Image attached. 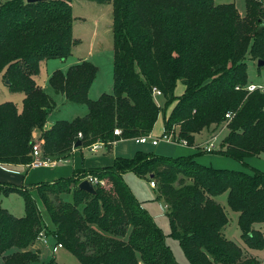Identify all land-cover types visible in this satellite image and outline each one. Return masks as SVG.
<instances>
[{
  "label": "trees",
  "instance_id": "16d2710c",
  "mask_svg": "<svg viewBox=\"0 0 264 264\" xmlns=\"http://www.w3.org/2000/svg\"><path fill=\"white\" fill-rule=\"evenodd\" d=\"M72 1L0 0V75L10 90L25 95L21 112L13 102L0 103V164H30L35 131H40L43 156L58 160L70 157L79 140L83 147L103 141L109 149L114 141L151 135L169 107L165 133L178 127V137L188 145L204 128L222 125L231 112L220 152L240 160L264 154V91L245 88L247 56L264 59V28L258 32L264 0H246L244 15L235 3L215 0H93L113 5V89L89 97L98 68L86 59L66 72L55 70L49 77L55 93L87 105L88 113L47 127L55 100L34 76L42 61L72 54ZM178 82L185 86L179 96ZM155 88L166 101L163 109ZM130 171L157 183L170 234L191 264H264L224 235L229 218L216 199L227 193L230 208L239 213L243 239L251 248H264L263 172L214 168L194 155L173 158L144 150L118 156L102 170H75L71 177L37 183L43 210L29 188L0 182V258L5 264L38 261L40 250L30 247L45 232L82 264H180L125 181ZM90 175L108 179L109 187L95 184L96 194L80 189V181ZM12 191L24 198L22 217L1 206V197Z\"/></svg>",
  "mask_w": 264,
  "mask_h": 264
},
{
  "label": "rangeland",
  "instance_id": "374dc122",
  "mask_svg": "<svg viewBox=\"0 0 264 264\" xmlns=\"http://www.w3.org/2000/svg\"><path fill=\"white\" fill-rule=\"evenodd\" d=\"M215 1L216 3L233 2L238 8L240 14L244 15L246 13V0ZM72 2L73 15L75 17L73 35L76 39V44L73 46L72 54L67 59H49L42 61L40 63L39 73L34 76L37 84L40 85L43 90L51 95L55 100V105L52 108L47 122L60 119L72 120L76 117L85 116L88 113L87 105L69 102L64 99L63 96H60L61 94L55 93L54 89L49 83V77L55 70L59 69L63 72H66L68 68L73 65V63L78 62L79 59L89 60L93 62L98 68L97 76L94 81L96 84L94 86L92 85L93 89L91 92H89V97L91 99H97L101 95L102 91L103 93L112 91L114 55V38L112 31L113 5L111 2L99 3L93 0H73ZM246 62L248 64V82L264 85V66L259 67L258 60H254L250 56H247ZM98 85L99 88H97ZM183 88L184 84L182 82H178L175 90L176 95L179 96L182 94ZM24 96L25 95L23 92L10 90L7 80H3V77L0 75V103L6 101L13 102L17 107V110L21 112L23 108ZM155 99L163 109L166 102L164 97L156 95ZM171 109L172 108L169 107L166 109V111H162L159 115L155 129V138H160L158 145H151V141L149 144L142 145L147 146L145 148H150L148 149V152L173 158L194 155L195 153L193 154V152L195 151L190 146L195 147L196 144L206 141L209 136L211 137L213 134H217L218 139L216 140V143L218 145L215 150L213 152L200 150L198 155H194V157H197L196 161L203 165L214 168L240 170L249 174H253L256 171L264 173V154L253 155L240 160L235 157L224 155L220 152L222 149V142L229 133L228 124L226 125L225 122L219 126L213 124L210 127L204 128L201 132L195 134L193 145H185L182 142L161 139V136L165 133V130H162L164 116H168L171 112ZM222 126L224 128H222ZM172 133L174 135H178L179 128L176 127L175 131L173 129ZM39 134L40 131L33 132L34 140H40ZM133 145H135V142L131 139L122 140V142L116 146L119 151V156L125 158L132 157L136 153V149H133ZM116 157L113 153H109V150L103 145H101L100 148L95 151L91 150L90 147L82 146L78 147L77 150L70 155V157L66 158L67 160L58 163L56 165L58 166L56 169V166H49V168L42 166L44 168H41V170L43 172L46 171L48 173H52L57 169L61 170L64 169V167L68 168L72 165H75L74 171L75 169L102 170L104 167L112 165ZM108 160H112V162L108 163ZM73 172L70 175L62 178L71 177L74 174ZM131 177L133 186L137 190L136 193L139 195V197L146 200V202L147 200L151 202L154 211L159 214L156 216V218H153L162 229L166 237V242L172 249L176 260L180 264H191L188 258L185 256L179 241L170 234L171 229L166 213L167 208H164V211L159 209V203L162 202L158 200L159 192L157 189V183L155 185L156 188H153V186H151V178L149 176L140 177L136 173L132 172ZM107 180L108 179L103 178V181ZM109 185L110 184L108 182H105V187H109ZM216 199L222 204L229 218V224L224 229V235L240 245L243 248L246 256H254L264 263V248H251L243 239L238 223L239 213L230 208L227 201V193L217 196ZM40 203L42 207L41 209L43 210L44 206L42 202ZM162 205L164 206V203H162ZM1 206L17 217H22L25 214L24 198L18 191H12L7 195H3L1 197ZM43 217L48 230L53 231L55 225L47 211H43ZM47 237V244L43 243L42 241H38L40 245L42 244L43 254L40 255V259L38 261L33 262L32 264H48L51 260H54L55 264H82L81 261L67 247L63 246L54 248L57 244V240L52 234H49ZM14 250L15 249H12L8 251V253ZM0 264H5L4 258H0Z\"/></svg>",
  "mask_w": 264,
  "mask_h": 264
},
{
  "label": "crops",
  "instance_id": "0c3cea01",
  "mask_svg": "<svg viewBox=\"0 0 264 264\" xmlns=\"http://www.w3.org/2000/svg\"><path fill=\"white\" fill-rule=\"evenodd\" d=\"M72 8H73V4H72ZM74 19H75V17H74ZM73 26H74V23H73ZM81 60H83V59H79L78 62H80ZM78 62H76V63H78ZM76 63H73V64H76ZM95 84L96 83L94 82V84H92V85L94 86ZM93 86H91L90 92L93 89ZM97 88H99V85H98ZM112 89H113V85H112ZM184 91H185V86H184L182 92H184ZM98 93H101V92H98ZM102 93H103V91H102ZM60 96H63V98L66 99L64 95L61 94ZM160 96H162V95H160ZM54 122H55L54 120H51L50 122H48V125H52ZM156 125H157V122H156V124H155V126L153 128L152 133H151L152 138H155ZM222 128H224V127L222 126ZM162 130H165L164 122H163ZM209 137H208V139L206 141H204V142H202L200 144H196L195 147L194 146H190L195 151V152L192 151L193 154L195 153L194 155H198V153L200 152V150L203 151L202 148H201L202 147L201 145L204 144V143H206L209 140ZM131 140H133L135 142V145H133V149H136V151L137 150L149 151L148 149H150V148H145L147 146H142V145L149 144L150 142H148V143H137L134 139H131ZM121 142H122V140H120L119 142H117L116 144H114L112 146V148H109V149L105 145H103V146H105L109 150V153H113L115 155V157H116V156H119V154H118L119 151H118V149H117L116 146H118L119 143H121ZM150 144L153 145L152 143H150ZM76 150H77V148H74V150L72 151V153L75 152ZM195 159H197V157H195ZM62 162H64V161H62ZM111 162H112V160H108V163H111ZM55 166H52V167H55ZM57 167L58 166H56L55 169ZM74 167H75V165L74 166L72 165V166H70L68 168L67 167L66 168L64 167L65 170L64 169H61V170L60 169H57L56 171H53L52 173H48L46 171L43 172L41 170V168H44L42 166H40V167H30L28 164H17V165L0 164V182L7 183V184L10 183V184L16 185V186L21 187V188H24V189L25 188H29L31 194L33 195V197L38 201L39 207L42 208L41 207V203H40L41 201H40V198H39V194H38L37 189L35 188V185L37 183H39V182L54 181L56 179L65 177L67 175H70L74 171ZM46 168H49V167H46ZM131 173L132 172H126V173H124L123 176H124L125 180L127 181L128 185L131 187L132 191L135 193V195L137 196V198L139 199V201L142 203V205L149 211V213L154 218H156V216L159 215V214H157L156 211H154V208L151 205L152 203L149 202L148 200L146 202V200L141 199L139 197V195L136 193L137 190L133 186V181H132ZM153 188H156V187H153ZM158 200L160 202L164 203V206L162 205V203H159V209L161 211H164V208H167L166 203L162 199H158ZM260 226L261 225L256 224V228H260ZM46 235L48 236L49 234H46ZM47 239H48V237H47ZM38 241H41V240H37V242L34 245H32L30 248L32 250L39 249L40 250V255H42L43 254L42 253V248L43 247H42V244L40 245V243ZM47 243H45V244H47Z\"/></svg>",
  "mask_w": 264,
  "mask_h": 264
},
{
  "label": "built area",
  "instance_id": "2783aa9c",
  "mask_svg": "<svg viewBox=\"0 0 264 264\" xmlns=\"http://www.w3.org/2000/svg\"><path fill=\"white\" fill-rule=\"evenodd\" d=\"M237 89H239L240 87L237 86L236 87ZM246 90L249 91V92H252V91H255V90H260V91H264V85L262 84H256V83H248L246 86H245ZM154 95H162L161 91L158 90V89H154ZM233 117V113L231 112H228L226 114V125L229 123V121L232 119ZM47 127H50L51 125H46ZM114 133L115 134H120L121 133V130L119 128H116L114 130ZM81 135V134H80ZM218 135L217 134H213L209 140L202 144L201 148L203 151H206V152H212L213 150H215V148L217 147V143H216V140L218 139L217 138ZM159 139L160 138H151V135H141L139 137H136L134 138V140L137 142V143H148L151 141V143L153 145H157L159 143ZM161 139H166V140H173V141H177V142H182L183 144L187 145L188 142L186 139H180L178 137V135H174L173 133H164L162 136H161ZM113 143L116 144V141H114ZM101 145H105V143L103 141H98L94 144H92L90 146L91 150L95 151L97 150L98 148H100ZM32 154L34 156V159L33 161L28 164L30 167H40V166H46V167H49V166H55L57 165L58 163L62 162V161H65L64 159H51V158H48V157H44L43 156V152H42V148H41V143L39 141H37L34 145H33V151H32ZM86 178H88L94 185L95 184H101L102 186H105V182L106 181H103V179H100L98 178L97 176H87ZM151 186L155 187L156 183L154 180H152L151 182ZM37 240H41L43 241L44 243H47L48 240H47V235L45 232H41L40 235L38 236V239ZM57 247H63L62 243H58L55 245L54 248H57Z\"/></svg>",
  "mask_w": 264,
  "mask_h": 264
},
{
  "label": "water",
  "instance_id": "95a60500",
  "mask_svg": "<svg viewBox=\"0 0 264 264\" xmlns=\"http://www.w3.org/2000/svg\"><path fill=\"white\" fill-rule=\"evenodd\" d=\"M36 1H40V0H26L27 3L36 2ZM263 28H264V24H261V26L258 29V32L262 33ZM258 66L259 67L264 66V59H258ZM7 83H8V81H7ZM81 146L82 145H81L80 140L74 145L75 148H78ZM79 188L84 190V191H87L91 194H96V188H95L94 184L88 178H84L80 181Z\"/></svg>",
  "mask_w": 264,
  "mask_h": 264
}]
</instances>
